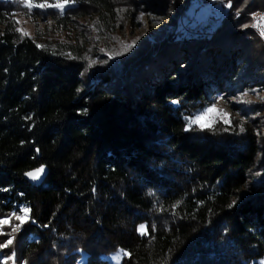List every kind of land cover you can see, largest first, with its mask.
Instances as JSON below:
<instances>
[{"label":"trees","instance_id":"trees-1","mask_svg":"<svg viewBox=\"0 0 264 264\" xmlns=\"http://www.w3.org/2000/svg\"><path fill=\"white\" fill-rule=\"evenodd\" d=\"M139 5L70 0L32 11L64 34L90 14L115 33ZM13 6L0 0V219L31 209L13 233L18 263L76 264L85 252L87 264H108L120 250L122 264L263 260L264 176L250 180L264 105L187 132L185 117L226 91L264 89V0H150L147 14L168 15L174 30L94 79L83 33L42 47L19 33ZM217 6L224 14H209ZM43 166L44 183L30 184L25 173Z\"/></svg>","mask_w":264,"mask_h":264},{"label":"rangeland","instance_id":"rangeland-1","mask_svg":"<svg viewBox=\"0 0 264 264\" xmlns=\"http://www.w3.org/2000/svg\"><path fill=\"white\" fill-rule=\"evenodd\" d=\"M4 1H9V3L14 5L13 8L15 11L10 17L16 22L19 33L23 36L40 41L42 47L52 46L51 48H53L57 46V43H75L72 38L83 33V35L86 36L85 41L88 44L87 49L89 51L86 56V75L91 79H94V75L99 69L120 71L125 62L136 55L139 47H143L147 42L154 44L157 36L156 34L160 33L163 28H167V33H171L174 30L173 26L169 24L168 15L157 20L154 15L147 14L146 3L150 0H138L140 5L134 12V15L127 21L123 19L122 23H120L123 25L115 33H107L98 23V16L96 14H90L84 18L78 19V21L73 24V27H71V30H69V34H64V32L62 33L59 29H55L54 20L47 18L39 12H34L32 9L24 7L23 0L19 4L15 3L14 0ZM208 11L209 14L212 15L224 14V9L220 6L209 8ZM197 15L196 17H198ZM50 42H52V44H50ZM245 93L248 95L245 96ZM245 93L239 94V91H226L215 97L212 102L213 105L215 104L218 110L227 112L228 116L221 118V116L217 114H212L205 123L215 125V123H220V121L224 122L225 119L229 120L232 115L242 117L243 120L246 118L248 119V115L251 113L254 105H264V89H252ZM244 111L248 112L247 116H242ZM254 119H257L259 122L257 134L260 153L256 158L255 166L253 167V178L250 181L253 184H257L264 176V111L254 116ZM260 176L262 178H260ZM18 223L19 222L13 218L10 225L0 226V232L3 233L0 234V243H4L8 239H13V233L9 235L11 232V225ZM145 231L146 228L144 229V232ZM13 251L15 252L14 240L13 245H10L8 248H0V264H4L5 257L11 255ZM124 256V252L120 250L106 256V260L108 264H122ZM260 261H258L257 264H260ZM87 263L88 255L85 252H80L76 264ZM9 264H12V262L9 261ZM15 264L27 263H18L16 259Z\"/></svg>","mask_w":264,"mask_h":264},{"label":"snow or ice","instance_id":"snow-or-ice-1","mask_svg":"<svg viewBox=\"0 0 264 264\" xmlns=\"http://www.w3.org/2000/svg\"><path fill=\"white\" fill-rule=\"evenodd\" d=\"M15 3H21L22 0H14ZM71 2H74V0H71ZM70 0H63V2H57L55 4H47V3H31L29 2V0H23V6L28 8V9H32V8H38V9H44V8H51V7H55L60 9L61 11L64 10L65 5L69 4ZM229 7H231V4L228 5ZM257 27L261 28V35L264 36V17H260V20L257 21L256 24ZM245 96H247L248 94L245 93ZM172 103L176 104L178 103V101L174 100L172 101ZM212 114H217L219 116H221V118L227 117L228 113L227 112H223L222 110H218L216 105H212L206 109H204L201 112H197L192 116H188L185 117L186 119V127H185V131H193L194 127L196 126L200 129H204L205 127H211V124H206L205 121H207L210 116ZM26 119H29V117H26ZM225 123H228V120L225 119L224 121ZM37 151H39V149H37ZM45 173V168L44 167H40L38 169H36L35 171H28L25 173V175L27 177H29L31 180L36 181L39 180L41 178V174ZM5 191H7V189H5ZM235 204V201H233V205ZM233 205H230L233 206ZM30 213H31V209L29 207H21L18 211H13L10 216L8 218H3L0 219V226H4V225H10L11 224V220L14 218L16 221H18V224L15 225H11V232L9 233V235H11L12 233H16L18 231H20L21 227L28 222L29 218H30ZM34 222V221H33ZM146 228L145 225H141L140 226V231L141 234H144V229ZM0 234H3L2 232H0ZM13 239H8L6 242L4 243H0V248H8L10 245H13ZM124 255H129L128 253H124ZM9 261L12 262V264H15L16 261V254L13 251L11 253V255L5 257L4 259V264H9ZM260 264H264V260L260 261Z\"/></svg>","mask_w":264,"mask_h":264},{"label":"water","instance_id":"water-1","mask_svg":"<svg viewBox=\"0 0 264 264\" xmlns=\"http://www.w3.org/2000/svg\"><path fill=\"white\" fill-rule=\"evenodd\" d=\"M45 168V173L44 174H41V178L39 180H36V181H33L31 180L29 177L26 176V180L32 184V185H40V184H43L44 181L46 180L48 174H49V170L47 167L43 166ZM36 169L32 170V171H35Z\"/></svg>","mask_w":264,"mask_h":264}]
</instances>
